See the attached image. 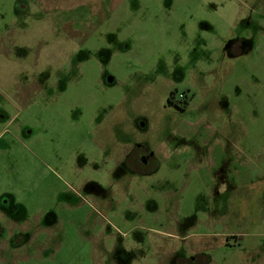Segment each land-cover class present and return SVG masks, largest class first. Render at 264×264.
I'll return each instance as SVG.
<instances>
[{
    "label": "rangeland",
    "instance_id": "rangeland-1",
    "mask_svg": "<svg viewBox=\"0 0 264 264\" xmlns=\"http://www.w3.org/2000/svg\"><path fill=\"white\" fill-rule=\"evenodd\" d=\"M18 1L0 0V114L7 120L0 122V201L12 213L10 220L0 208V264H112L115 246L116 259L139 254L131 264L192 256L200 264H264V183L241 185L240 205L208 224L207 180L186 174L183 160L225 149L231 139L264 173V0H127L73 38L56 21L79 20L87 9L44 14L32 2L17 14ZM44 79L46 92L35 91ZM174 90L187 92L186 110L169 105ZM137 145L173 157L133 182L137 201L128 216L114 187L120 174L109 170ZM171 164H178L173 173ZM260 173L247 174L256 180ZM86 179L107 188L115 207L104 211L85 192L78 198ZM169 179L181 201L177 217L202 222L180 239L167 235ZM20 233L28 243L20 236L16 244Z\"/></svg>",
    "mask_w": 264,
    "mask_h": 264
},
{
    "label": "crops",
    "instance_id": "crops-1",
    "mask_svg": "<svg viewBox=\"0 0 264 264\" xmlns=\"http://www.w3.org/2000/svg\"><path fill=\"white\" fill-rule=\"evenodd\" d=\"M126 1L127 0H30L31 3H37L38 6L46 12L62 14L87 9L99 17L106 12H111L115 9L117 10L122 4L126 3ZM257 3L258 2L256 1V4ZM259 5L263 8L264 1H260ZM256 7H253L254 10ZM225 141L228 145L225 149L210 148L200 154L194 155L191 161H188L189 159L186 158L183 159L185 160V165L187 166L185 171L186 174H204L205 180H207V183L204 184L206 185V196L209 201L212 202V207H214L209 212L206 211L205 213L206 219H208V224L211 222L218 223V221L222 219V216L225 214L226 207L228 208L229 205H240L242 199L239 196L241 185H243V188H246L251 185L256 186L257 184L262 185L264 183L263 177L256 180L250 179V176L247 173L251 171V168L254 167L255 172H261V175H264L263 171H261L255 163L247 159L246 153H244L235 142H231V139ZM153 156L154 164L158 172L162 169L159 164L160 159L166 157L170 160L173 157V154L171 150H168L166 151V154L160 153V155H156L153 152ZM177 165L178 164L173 167L171 164L167 165V167L170 172L173 173L176 170ZM234 174L236 175L234 176ZM168 182L170 190L168 192L167 203H173V214L171 218L174 221V225L173 223L171 224L172 227L170 228V231H168L167 235L172 238L176 237L177 239H180V237L188 236V233L186 232L197 229L202 222L199 219L195 221L194 214L198 213L195 208L193 210V218L189 217L190 214L182 216L181 218L177 217L181 210V201L175 200L178 195V188H173V179H169ZM158 190L161 189L159 188ZM152 249L158 250L159 248L153 247ZM164 251L169 254L172 253L169 248H166Z\"/></svg>",
    "mask_w": 264,
    "mask_h": 264
},
{
    "label": "flooded vegetation",
    "instance_id": "flooded-vegetation-1",
    "mask_svg": "<svg viewBox=\"0 0 264 264\" xmlns=\"http://www.w3.org/2000/svg\"><path fill=\"white\" fill-rule=\"evenodd\" d=\"M31 2L30 0H19L16 4L15 7V11L17 14H25L27 12V10H29L30 6H31ZM39 9V7H38ZM82 10V9H81ZM81 10H77L81 11ZM254 10V9H253ZM39 11L41 13H46L45 10L43 9H39ZM252 10H250L251 12ZM84 12V11H83ZM85 12L88 13H82L79 14L78 19L71 21V20H57L56 22L58 23L57 25L59 27H62V29H64V31L66 32L67 36L70 37H78V36H83L85 34V32H90L91 30H93V27L96 25L94 22L97 21H93L90 19H96L99 18V16L93 14L91 11L87 10ZM67 13H71V12H67ZM58 14V13H56ZM106 14V13H105ZM106 20V19H105ZM100 23H105V21H99ZM69 38V37H68ZM237 42V41H236ZM235 41H233V44H236ZM238 42L240 43H246L247 40L245 38L243 39H238ZM76 59H79V57H77ZM43 84H38L36 85V87H39V90L36 88L35 91H42V92H46L48 85L47 84V79L43 80ZM109 82H112L109 79ZM176 92L175 95L173 96V92ZM171 92V95L169 97L168 103L170 106H174L177 109L183 111L186 110L189 105H190V100L187 96V92H181L179 93L177 90H174ZM0 122L4 123L7 122V120L5 119V117L3 115L0 114ZM11 123V122H10ZM4 134V132L0 133V137ZM27 129H24L22 131V135H27ZM124 157H122L120 160H118L115 165L114 168H111L109 170L110 173L113 174H120L114 183V187L118 190V193H116L118 195V197H121L124 201L128 202L129 207H125L126 209V214L128 216L132 215V210H133V205L134 203L137 201V197L135 196V198L132 196V194L129 192V190L132 187V184L134 181H136V179H140L143 178L145 176H153V174L157 173V169L155 167L154 164V156L152 151L150 150V148L146 145H137L136 148L130 149L129 151H124ZM110 154L107 152L106 156H109ZM91 166H94L95 168V164L92 163ZM84 167V166H83ZM82 167V169H83ZM89 167V168H90ZM88 168V169H89ZM137 183V182H136ZM139 183V182H138ZM96 190H100V192L96 193ZM80 193H77L76 196L79 198L81 196V193L85 192L88 193V196L91 198H96L94 199V201H96L97 203L101 204V207H103V210H111L115 204V200L114 198H112V195L109 194V191L107 190V188H96L95 185L93 184L92 180H83L81 188H80ZM64 197L68 200V201H73V198L69 195ZM133 198L135 200H133ZM115 207V206H114ZM0 208L2 209L1 212L8 216L11 220V207L9 206V202L8 200L2 199L0 201ZM128 210V212H127ZM6 212H9V214H6ZM96 213V214H95ZM93 214V217H98L100 218V221H104L106 223L107 218L109 219V217H106V215H104L103 213H101L100 211H96ZM125 217V216H124ZM9 230L10 228L7 227ZM7 228H2V230H7ZM11 232V231H10ZM11 237V233L8 234ZM1 236V235H0ZM20 236H24L26 238V240L24 241V244L28 243L29 239H30V235L28 233H20L14 236V241L17 244V238H19ZM11 240V239H10ZM21 243V240H19ZM109 253H113L111 254L112 257H114V260H110V262L112 264H131V261H135L136 258L138 257L139 254L136 255H132V253H127V259L121 258V255H119V258L116 259L117 254L115 255L116 251H117V246L115 247H109ZM124 256V255H123ZM124 259V260H123ZM200 260L201 257L200 256H192L189 259H181V258H174L172 260V264H200ZM93 264H96L93 262Z\"/></svg>",
    "mask_w": 264,
    "mask_h": 264
},
{
    "label": "trees",
    "instance_id": "trees-1",
    "mask_svg": "<svg viewBox=\"0 0 264 264\" xmlns=\"http://www.w3.org/2000/svg\"><path fill=\"white\" fill-rule=\"evenodd\" d=\"M175 93H176V92L174 91V92H173V96L175 95Z\"/></svg>",
    "mask_w": 264,
    "mask_h": 264
}]
</instances>
